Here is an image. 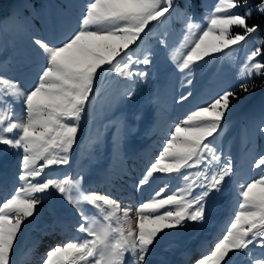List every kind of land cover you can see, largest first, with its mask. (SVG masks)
Returning <instances> with one entry per match:
<instances>
[{
	"label": "snow or ice",
	"instance_id": "snow-or-ice-1",
	"mask_svg": "<svg viewBox=\"0 0 264 264\" xmlns=\"http://www.w3.org/2000/svg\"><path fill=\"white\" fill-rule=\"evenodd\" d=\"M248 3L217 0L211 10H205L202 26L187 12L193 7L191 0H183V8L176 0H87L77 28L64 39L55 44L33 39L44 58L33 87L24 91L19 81L0 75V146L21 151L17 178L23 182L10 198L0 202V264H17L12 256L22 225L36 214L41 196L52 191L77 209L80 222L76 230L84 233V238L50 249L43 264H151V256L173 229L205 222L211 213L209 197L220 192L233 174L231 158L221 162L215 144L232 101L239 99L233 90H224L174 126L139 186L156 173L176 174L182 185L164 198L162 187L138 205L135 226L130 208L121 209L107 194L86 192L82 176L38 178L46 168L70 163L80 121L90 107L100 71L133 82L146 79L148 73L140 66L153 63L152 53L141 55L132 46L150 31L149 25L161 24L173 14L187 17V34L172 60L179 72L190 74L206 57L234 51L261 30L262 25L247 23L253 14ZM239 8L246 10L241 14L236 11ZM255 11L264 14V0L255 5ZM233 27L242 29L243 34H233ZM253 75H264V40L245 58L241 92L254 90L255 86H250ZM134 94L129 89L125 98L131 100ZM189 96L191 92L181 96V101ZM21 103L22 116L16 108ZM139 116L137 113L134 118ZM256 133L264 136V113ZM253 166H264V155ZM193 168L197 170L187 171ZM239 196L240 210L226 234L195 264H232V255L237 254H243L248 264H264V174L240 185ZM85 206L94 209L95 215L87 214Z\"/></svg>",
	"mask_w": 264,
	"mask_h": 264
},
{
	"label": "rangeland",
	"instance_id": "rangeland-1",
	"mask_svg": "<svg viewBox=\"0 0 264 264\" xmlns=\"http://www.w3.org/2000/svg\"><path fill=\"white\" fill-rule=\"evenodd\" d=\"M86 2L0 0V75L19 81L24 91L30 90L44 64L43 56L32 43L33 39L41 38L53 44L64 39L77 28L78 18ZM176 2L183 8V0ZM216 2L191 0L193 7L187 9V12L194 16L196 23L203 26L205 10H211ZM255 5L253 0H249L248 7L253 8V13L257 12ZM245 10L239 8L236 11L243 14ZM186 19L185 15L173 14L161 24L153 22L149 25L150 31L146 30L147 34H142L141 40L132 46L141 55L146 51L152 53L153 63L140 66L148 73L145 80L133 82L123 80L109 71L98 73L90 107L80 121L70 163L46 168L43 176L38 178L82 176V188L86 192L107 194L120 204L121 209L130 208V219L135 226L134 213L138 205L151 199L162 187L165 192L161 198H164L182 185V181L176 179V174L156 173L147 184L139 186L147 168L158 159L166 141L170 139L174 126L198 107L206 106L224 90L235 91L239 99L232 101L230 114L226 115L222 130L215 139L221 162L226 157L231 158L233 174L226 178L220 192H213L209 197L211 213L205 222L188 223L184 228L173 229L160 244L162 248L151 256V264H156L161 252L169 249H174L171 252L174 253V259L181 258L198 237L210 238L211 245L205 252L208 253L226 234L231 220L240 210V185L259 179L264 174V166H253L264 155V136L256 133V126L264 113V80L262 84L259 82L264 75L251 77L250 86H255L253 91L241 92L239 88L243 82L240 72L245 58L260 41L258 33L248 37L234 51L225 50L206 57L193 72L182 73L173 63L172 55L184 42L187 34ZM232 33L243 34V30L233 27ZM161 40L165 42L163 45ZM186 48L181 50L186 51ZM188 79L191 80L190 85ZM129 89L135 93L131 100L125 98ZM189 92L191 96L181 101V96ZM16 108L22 116V103L17 104ZM137 113L140 114L139 118H134ZM21 154V151L8 146L0 147V193L4 192L3 196L7 198L23 184L17 178ZM196 170L193 168L187 171ZM126 193L130 196L128 202L123 199ZM41 199L36 214L22 225L12 256L14 261L18 247L36 227L40 230L48 229L44 225L62 214L80 222L77 209L55 191L42 195ZM85 208L87 214L95 215V210L90 206ZM71 228L70 233L54 243L63 245L84 238V233L78 232L76 226ZM42 246L44 251L56 247ZM205 253H196L183 264H195ZM39 257L44 258L45 255H36L33 264H43V259ZM232 264H248V261L243 254H237L232 255Z\"/></svg>",
	"mask_w": 264,
	"mask_h": 264
},
{
	"label": "bare ground",
	"instance_id": "bare-ground-1",
	"mask_svg": "<svg viewBox=\"0 0 264 264\" xmlns=\"http://www.w3.org/2000/svg\"><path fill=\"white\" fill-rule=\"evenodd\" d=\"M1 180V179H0ZM7 187V186H6ZM1 188V187H0ZM6 189V188H5ZM3 192V190H2ZM3 193H0V202L2 199L5 198L3 196ZM123 199L127 202L130 200V196L126 193L123 196ZM135 201V200H134ZM55 219V218H54ZM73 217H70L68 215H60L57 219H55L52 222L46 223L44 228H48L45 230H40L37 228L31 233L28 234L27 239L24 240L23 244H21L18 247V251H16L15 254V261L17 264H33L34 258L36 255L42 256L45 255L48 251H44V248L42 245H54L57 246L58 243L56 242L57 239H62L63 236H66V234L70 233L71 226H78V223L75 221ZM71 228V229H70ZM219 229V228H218ZM217 229V230H218ZM69 230V231H68ZM38 233H37V232ZM67 233H66V232ZM52 237V242H50V239ZM54 243V244H53ZM210 238L208 237H198L194 240L192 247H188L184 253V255L181 258L174 259L172 256L174 253H171L174 249L171 251L167 250L166 252H161V257H159L158 262L156 264H180L183 260L191 256L193 253L197 251H206L210 247ZM46 252V253H44ZM43 259V257H39ZM37 258V259H39Z\"/></svg>",
	"mask_w": 264,
	"mask_h": 264
},
{
	"label": "trees",
	"instance_id": "trees-1",
	"mask_svg": "<svg viewBox=\"0 0 264 264\" xmlns=\"http://www.w3.org/2000/svg\"><path fill=\"white\" fill-rule=\"evenodd\" d=\"M260 2V0H253V3L254 4H258ZM247 23L249 24V25H253V24H260V25H262V28H261V30L258 32V36H259V38H260V41L261 40H264V14H261V13H259V12H254L253 14H252V17H251V19H249L248 21H247ZM263 80H264V78L262 79V80H260L259 82L261 83H263ZM261 83V84H262Z\"/></svg>",
	"mask_w": 264,
	"mask_h": 264
}]
</instances>
